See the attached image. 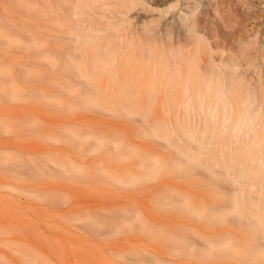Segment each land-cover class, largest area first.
Here are the masks:
<instances>
[{
    "label": "rangeland",
    "instance_id": "1",
    "mask_svg": "<svg viewBox=\"0 0 264 264\" xmlns=\"http://www.w3.org/2000/svg\"><path fill=\"white\" fill-rule=\"evenodd\" d=\"M0 264H264V0H0Z\"/></svg>",
    "mask_w": 264,
    "mask_h": 264
},
{
    "label": "bare ground",
    "instance_id": "2",
    "mask_svg": "<svg viewBox=\"0 0 264 264\" xmlns=\"http://www.w3.org/2000/svg\"><path fill=\"white\" fill-rule=\"evenodd\" d=\"M226 123V122H225ZM262 133V132H261ZM257 135V134H256ZM242 155V154H241ZM238 156H239V154H238Z\"/></svg>",
    "mask_w": 264,
    "mask_h": 264
}]
</instances>
